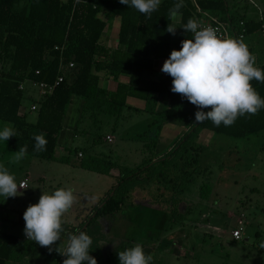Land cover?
<instances>
[{"label":"trees","instance_id":"obj_1","mask_svg":"<svg viewBox=\"0 0 264 264\" xmlns=\"http://www.w3.org/2000/svg\"><path fill=\"white\" fill-rule=\"evenodd\" d=\"M22 1L23 4L17 7L21 0H0V120L10 123L16 132L15 137L6 141L7 149L16 152L27 145L29 156L67 162L68 156L56 155V147L72 96L81 99L83 110L93 113L103 111L117 115L127 107L155 114L158 130L161 122L167 120H175L185 126L178 140L162 156L146 157L136 168L122 173L92 208V215L77 225L63 221L64 231L60 238H66L68 243L71 234L86 232L92 239L89 254L96 258L98 264H105L102 245L107 242L111 230L106 232L98 217L110 216L117 220L134 203L131 194L138 185L166 180L173 170L187 169L192 157L195 161L191 151H194L193 144L203 130L233 138H246L264 131V109L256 115L239 117L231 126L221 124L217 127L210 120L197 124L196 106L171 91V76L164 73L163 77L155 80L146 77L144 72L153 70L156 59H167L173 49L179 50L183 39L193 38L191 32L183 29L189 18L199 21L208 13L220 20L228 19L234 30H243L244 37L260 29L264 21L252 22L227 16L225 0H184L185 6L179 11L173 37L166 28L169 23L173 24L169 9L178 0H161L159 8L150 17L120 4L119 0ZM115 18L119 20L116 41L115 46L110 47L101 41V36ZM54 46H63L64 49L55 50ZM61 59L72 61L74 69L66 72L63 81L39 101L36 110L31 111L37 113L36 120H26L25 115L19 113L24 93L18 89V84L25 78L52 83ZM257 67L264 70V64ZM100 71L115 82L113 90L99 85ZM122 76L126 81L121 80ZM251 84L264 98V83L253 80ZM129 99L142 100L144 107L130 106ZM159 99H163L160 107L157 106ZM40 133L45 134L46 149L36 152L34 137ZM156 143V138L148 139L144 144L147 153L153 154ZM85 151L81 148V153ZM88 160L90 163L84 165L85 168L98 167L97 159L89 156ZM209 193L210 185L202 184L199 197L206 200ZM157 200L158 196H155L154 201ZM23 212H18L17 222L24 227ZM67 243L60 251H49L27 240L24 234L0 230V264H24L33 255L62 264L66 257L61 254ZM114 257H118L117 252Z\"/></svg>","mask_w":264,"mask_h":264},{"label":"rangeland","instance_id":"obj_2","mask_svg":"<svg viewBox=\"0 0 264 264\" xmlns=\"http://www.w3.org/2000/svg\"><path fill=\"white\" fill-rule=\"evenodd\" d=\"M229 1L232 16L243 14L247 8V17L258 18L252 3ZM22 4L21 0L17 7ZM173 25L176 27L175 19ZM116 32L113 21L105 30L110 45ZM256 36L263 40L261 32ZM100 75V85L108 84L104 79L107 74ZM22 92L19 113L33 122L37 113L31 112L30 103L38 101V96L28 83L23 84ZM137 102L130 99L128 104L140 106ZM80 103L74 99L67 107L62 126L70 128L71 134L64 141L59 140L56 147V155L68 156L67 162L27 155L17 164L12 161L15 152L6 148L7 140H0V164L15 175L18 184L24 179L27 182V188L20 187L16 197L5 199L0 195V230L23 235L24 227L17 222L18 212L37 203L43 192L62 187H71L76 197L63 221L70 225L81 223L93 214L92 208L122 173L136 168L146 157L162 156L185 130L175 120L161 122L158 130L157 116L143 110L125 107L120 114L110 115L83 110ZM162 103L163 99H159L157 106ZM6 126L12 127L0 120V130ZM160 137L161 147L165 145L163 152L157 156L155 152L147 153L144 144L148 139ZM193 145L191 155H195V161L192 157L187 169L173 170L166 180L138 185L131 194L134 203L117 220L98 217L106 232L111 230L102 245L105 264H119L114 254L138 243L147 248L144 252L152 255L153 264H264V131L233 138L203 130ZM81 148L86 151L79 157ZM89 156L97 159L99 168L84 167L90 163ZM205 183L210 185L206 200L199 197V189ZM236 229L242 233L240 240L231 235ZM112 242H118L119 248H114ZM66 243V238H60L51 248L62 250ZM30 258L26 264H56L38 255Z\"/></svg>","mask_w":264,"mask_h":264},{"label":"clouds","instance_id":"obj_3","mask_svg":"<svg viewBox=\"0 0 264 264\" xmlns=\"http://www.w3.org/2000/svg\"><path fill=\"white\" fill-rule=\"evenodd\" d=\"M119 3L150 17L159 8L161 0H119ZM184 6V0H178L169 9V18H175ZM183 29L191 32L193 38L183 39L180 49L170 52L161 71L172 77L171 91L196 106L197 124L210 120L217 127L221 124L231 126L239 117L256 115L264 109V98L251 84L253 80L264 83V70L256 66V57L242 38H226L219 34L217 28L201 26L193 18L188 19ZM166 31L175 35L176 27L169 23ZM15 136L12 127L6 126L0 130V140L6 141ZM34 140V151L46 149L44 133L36 135ZM27 147L24 145L14 153V163L18 164L27 157ZM26 184L25 181V189ZM19 188L15 175L0 164V195L5 199L16 197ZM75 200L71 187L57 188L51 193L43 192L38 202L29 204L23 212L26 239L51 251V246L60 241L64 231L63 216ZM112 243L114 248H119L118 242ZM91 245L92 239L86 232L71 234L61 254L66 257L62 264H98L96 258L89 254ZM117 256L119 264H152L153 260L152 255L145 254L139 243L118 251Z\"/></svg>","mask_w":264,"mask_h":264},{"label":"crops","instance_id":"obj_4","mask_svg":"<svg viewBox=\"0 0 264 264\" xmlns=\"http://www.w3.org/2000/svg\"><path fill=\"white\" fill-rule=\"evenodd\" d=\"M193 1H195V0H193ZM246 1H248V2H250V3H252L254 6H255V8H256V10H257V14H258V9H262V10H264V0H246ZM229 4H230V1L229 0H225V5H226V8H227V10H228V12H227V16H231V17H234V16H232L230 13H229ZM232 4V3H231ZM233 7V6H232ZM234 8V7H233ZM247 12H248V9L247 8H245V10H244V13L243 14H239V16H236L235 18H243L245 21H252V22H258L259 21V17L258 18H251V17H247ZM206 16V17H205ZM211 17H215V16H211V15H209L208 13H205L203 16H202V18L199 20V22L200 23H204V22H207ZM174 19H175V22H176V24L178 23V21H179V15H177L175 18H172V22H174ZM226 21H228L229 22V20L228 19H226ZM114 23L115 24H117V27H118V23H119V20H118V18H115L114 19ZM106 30V29H105ZM105 30L103 31V33H102V36H103V34H105L104 36V38L101 36V41L102 42H104V43H106V45H108V46H110V47H114L115 46V41H116V36H115V41L114 42H112L113 44L112 45H110L109 43H108V41H107V33H105ZM264 27H263V25H262V27H260V29H258V30H256V31H254V32H252V33H250V34H248V35H246L245 37H244V39H243V42L248 46V49H250L251 50V53L256 57V66H259V65H262V64H264ZM257 32H261V38L263 39L262 41H261V39H260V41H259V39H258V36H256V33ZM260 37V36H259ZM165 59L166 58H160V59H156L155 61H154V64H153V70H151L150 72H151V74L150 75H148V73H146L147 71H145L144 72V75L146 76V77H150L151 79H155V80H157V79H159L160 77H163L164 76V73L161 71V68H162V65H163V62L165 61ZM104 73V75H105V72H103V71H100V72H98V74H99V85L101 84V75L100 74H103ZM108 77V78H107ZM107 77H104V79L106 80V82H109L108 84H106V83H104L103 84V86L102 87H104V88H106V89H108V90H113L114 88H115V82L112 80V78L110 77V76H107ZM121 80L122 81H126V77H124V76H122L121 77ZM101 86V85H100ZM74 99H77V100H81L79 97H77V96H72V101L74 100ZM130 100V99H129ZM137 100V99H136ZM138 102L137 103H139L140 104V106H133V105H130V106H132V107H136V108H139V109H141L142 107H144V102L142 101V100H137ZM72 105V103H70L68 106H71ZM139 111V110H138ZM71 112H73V110L71 109ZM74 113V112H73ZM167 121H173V120H167ZM71 129L70 128H67V129H64V128H62V130H61V132H60V134H59V138H58V141L59 140H61V141H64L65 139H67L68 138V136L71 134V131H70ZM162 130H163V128H162ZM171 131V130H170ZM172 132V131H171ZM173 133V132H172ZM175 135V134H174ZM173 135V136H174ZM173 136H171L170 138H172ZM67 137V138H66ZM162 137V136H161ZM160 137V139H157V143H156V147H155V149H154V151L153 152H155L156 154H155V156H157V155H159V154H161L162 152H163V150L162 149H164L165 148V145H163L162 147H161V138ZM57 146H58V144H57ZM63 146H64V149L66 148V146L63 144ZM154 154V153H153ZM63 156H64V154H62ZM17 218H18V216H17ZM144 248V247H143ZM168 248H169V245H168ZM171 249V251H172V248H170ZM147 250V248H145L144 249V251H146ZM60 251V250H59ZM145 254H147V253H145ZM177 255V257L179 256V254H176ZM180 257V256H179ZM31 258H29L28 260H30ZM49 261H52V259H48V262ZM31 262V261H30ZM27 263V262H26ZM26 263H24V264H26ZM15 264V263H14ZM16 264H22V263H16ZM152 264H153V261H152Z\"/></svg>","mask_w":264,"mask_h":264},{"label":"built area","instance_id":"obj_5","mask_svg":"<svg viewBox=\"0 0 264 264\" xmlns=\"http://www.w3.org/2000/svg\"><path fill=\"white\" fill-rule=\"evenodd\" d=\"M258 17H259V21H264V10L262 9H258ZM201 26H212L214 28L218 29L219 34L223 35L226 38H244V34H243V30L241 32H237L236 30H234L233 26L230 24V22L228 21H223L220 20L217 17H211L207 22L204 23H200ZM55 50H63L64 47H59V46H54ZM74 69V63L72 61H64L63 59H61L60 63H59V67H58V74L55 78V80L52 83H47V82H42V81H35V80H31L28 78H25L22 82H20L18 84V89L19 90H23V84L28 83L29 87H32L35 90L36 95L38 96V101H32V103H30V110L34 111L37 109L38 107V103L41 99H43L46 95L52 93V91L54 90V88L63 81L64 76L66 74V72H69L71 70ZM36 74L39 73V71L35 72ZM30 94H28L29 96ZM30 102V100H29ZM106 139L108 141H111V137L110 136H106ZM79 157H82V153L79 152L78 154ZM26 181V179L20 181L19 185L20 187L24 188V182ZM242 233L240 232V230H233L231 232V235L234 239L236 240H240L242 235ZM24 237L26 238L25 234Z\"/></svg>","mask_w":264,"mask_h":264}]
</instances>
